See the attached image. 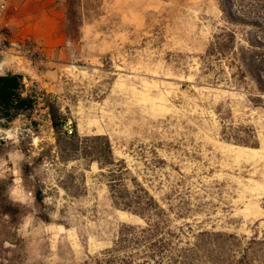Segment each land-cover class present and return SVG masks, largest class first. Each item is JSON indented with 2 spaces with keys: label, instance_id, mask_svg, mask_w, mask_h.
<instances>
[{
  "label": "rangeland",
  "instance_id": "obj_1",
  "mask_svg": "<svg viewBox=\"0 0 264 264\" xmlns=\"http://www.w3.org/2000/svg\"><path fill=\"white\" fill-rule=\"evenodd\" d=\"M94 3L69 39L65 0H0V75H21L34 99L0 112V199L19 205L14 218L0 215V264H102L120 223H143L112 205L105 169L57 161L52 102L64 131L108 137L124 183L144 187L172 228L231 234L216 257L264 264V110L224 66L204 68L224 25L216 0ZM222 121L250 126L258 145L222 139Z\"/></svg>",
  "mask_w": 264,
  "mask_h": 264
},
{
  "label": "trees",
  "instance_id": "obj_2",
  "mask_svg": "<svg viewBox=\"0 0 264 264\" xmlns=\"http://www.w3.org/2000/svg\"><path fill=\"white\" fill-rule=\"evenodd\" d=\"M95 1L65 0L63 31L69 39L79 36L80 27L92 17ZM216 2L224 25L213 34L201 56L204 68L217 67L219 72H224V66L229 79L250 91L249 101L264 110V0ZM21 87V75H0V112L3 115L33 107L34 99L23 96ZM47 107L55 134L57 161L63 164L82 161L86 166L96 163L99 169H105L112 205L143 222L120 223L111 246L102 252V264H227L225 259L216 257L214 251L216 245L229 238L236 239L235 236L204 229L193 232L188 223L184 225L186 230L183 226L172 228L165 209L144 187L134 179H131V188L124 183L128 169L123 159L114 157L106 135L79 136L73 130L67 135L63 130L67 119L58 105L52 102ZM222 139L245 147L258 145L250 126L233 127L223 123ZM79 176L83 179L82 174ZM7 182H11L10 179ZM5 184V180H0V189ZM62 188L69 191L66 185ZM33 196L36 202L41 201L40 193L34 192ZM18 211V204L0 199V215L14 218ZM246 259L247 254L242 253L234 263L244 264Z\"/></svg>",
  "mask_w": 264,
  "mask_h": 264
},
{
  "label": "bare ground",
  "instance_id": "obj_3",
  "mask_svg": "<svg viewBox=\"0 0 264 264\" xmlns=\"http://www.w3.org/2000/svg\"><path fill=\"white\" fill-rule=\"evenodd\" d=\"M19 69H21V70H25L26 69L27 71H29V69H27L25 65L19 66Z\"/></svg>",
  "mask_w": 264,
  "mask_h": 264
},
{
  "label": "built area",
  "instance_id": "obj_4",
  "mask_svg": "<svg viewBox=\"0 0 264 264\" xmlns=\"http://www.w3.org/2000/svg\"><path fill=\"white\" fill-rule=\"evenodd\" d=\"M65 132L67 133V135L71 134L72 130L71 129H65Z\"/></svg>",
  "mask_w": 264,
  "mask_h": 264
}]
</instances>
